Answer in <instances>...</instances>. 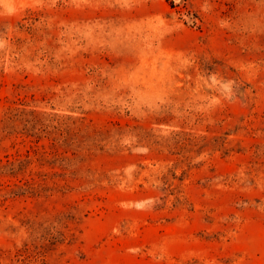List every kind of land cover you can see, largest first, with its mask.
<instances>
[{
  "label": "rangeland",
  "instance_id": "obj_1",
  "mask_svg": "<svg viewBox=\"0 0 264 264\" xmlns=\"http://www.w3.org/2000/svg\"><path fill=\"white\" fill-rule=\"evenodd\" d=\"M0 264H264V0H0Z\"/></svg>",
  "mask_w": 264,
  "mask_h": 264
}]
</instances>
